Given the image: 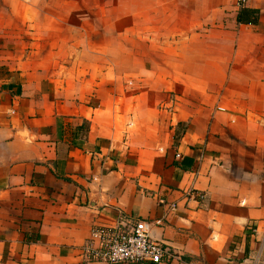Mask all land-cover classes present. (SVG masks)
I'll use <instances>...</instances> for the list:
<instances>
[{"label": "crops", "instance_id": "obj_1", "mask_svg": "<svg viewBox=\"0 0 264 264\" xmlns=\"http://www.w3.org/2000/svg\"><path fill=\"white\" fill-rule=\"evenodd\" d=\"M235 1L45 5L76 10L58 28L78 41L123 42L120 95L107 68L85 86L1 51L0 264H103L80 253L91 229L152 222L159 199L176 205L150 234L168 264H264V0L242 6L254 25Z\"/></svg>", "mask_w": 264, "mask_h": 264}, {"label": "rangeland", "instance_id": "obj_2", "mask_svg": "<svg viewBox=\"0 0 264 264\" xmlns=\"http://www.w3.org/2000/svg\"><path fill=\"white\" fill-rule=\"evenodd\" d=\"M59 1L61 0H0V61L1 51L9 49L15 52L14 58L20 61L50 64L55 67V70L60 67H68L75 72L83 69L85 73H83L84 78L81 84L85 86L90 82L95 83V86H100L105 80L103 73L95 76L90 72L94 67H104L109 70L106 75L109 76L111 85L115 83L116 93L122 94L124 88L127 87V81L123 76L125 58L120 45L123 42L109 41L101 36L93 41H78L75 24L68 27L62 26L65 29L59 32L63 29L58 28L59 23L64 20L63 17H71L76 12L74 9L45 7L48 4L52 6L53 3ZM67 11L70 16L67 15ZM38 14V24L33 23V19ZM119 21L117 19V33L122 32L123 28V24L118 23ZM52 22H55L54 26L50 24ZM52 28L55 29L51 30ZM69 36L73 39H66ZM92 45L100 46L99 56L93 55L98 47L94 48Z\"/></svg>", "mask_w": 264, "mask_h": 264}, {"label": "built area", "instance_id": "obj_3", "mask_svg": "<svg viewBox=\"0 0 264 264\" xmlns=\"http://www.w3.org/2000/svg\"><path fill=\"white\" fill-rule=\"evenodd\" d=\"M245 0H236L235 6L241 8ZM157 203L165 208L164 215L148 222L134 220L118 221L114 226H97L91 229L89 238L80 247L86 262L103 264H168L175 256L169 246L151 238L152 228H163L167 215L174 211V203L163 199Z\"/></svg>", "mask_w": 264, "mask_h": 264}, {"label": "trees", "instance_id": "obj_4", "mask_svg": "<svg viewBox=\"0 0 264 264\" xmlns=\"http://www.w3.org/2000/svg\"><path fill=\"white\" fill-rule=\"evenodd\" d=\"M257 20V13L252 10L245 9L243 7L238 9L236 14V21L240 24L254 25Z\"/></svg>", "mask_w": 264, "mask_h": 264}]
</instances>
